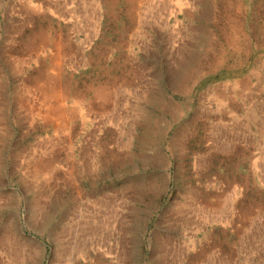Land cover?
Returning <instances> with one entry per match:
<instances>
[{"label": "rangeland", "instance_id": "1", "mask_svg": "<svg viewBox=\"0 0 264 264\" xmlns=\"http://www.w3.org/2000/svg\"><path fill=\"white\" fill-rule=\"evenodd\" d=\"M165 3L0 0V264H264V0Z\"/></svg>", "mask_w": 264, "mask_h": 264}, {"label": "bare ground", "instance_id": "2", "mask_svg": "<svg viewBox=\"0 0 264 264\" xmlns=\"http://www.w3.org/2000/svg\"><path fill=\"white\" fill-rule=\"evenodd\" d=\"M74 1V0H73ZM156 1V0H155ZM165 1V0H164ZM187 1V0H186ZM157 2H158V0H157ZM188 2H189V0H188ZM160 3V2H159ZM167 3H169L170 4V0H166V3L165 4H167ZM187 3V2H186ZM115 4V3H114ZM165 4H162L163 6L165 5ZM187 5V4H186ZM161 6V5H160ZM188 6V5H187ZM55 7V6H54ZM67 8V7H66ZM161 8H162V6H161ZM168 8H169V6H168ZM79 9V8H78ZM152 9V8H151ZM153 9H154V7H153ZM152 9V10H153ZM155 9H157V10H159V5H157L156 6V8ZM164 9V8H163ZM156 10V11H157ZM151 11V10H150ZM161 11V10H160ZM164 11V10H163ZM152 12H154V11H152ZM175 11H174V9L173 10H171L170 12H168L169 14H173ZM148 13V12H147ZM156 13V12H155ZM154 13V14H155ZM168 13H167V15H168ZM25 14V13H24ZM52 15V14H51ZM70 15V14H69ZM146 15V14H145ZM138 16V15H137ZM156 16V15H155ZM98 17V16H97ZM145 17V16H144ZM58 18H59V16H58ZM74 18V17H73ZM86 18V17H85ZM147 18V17H146ZM83 20H86V19H83ZM73 21V20H72ZM139 21V20H138ZM141 21V20H140ZM143 21V20H142ZM144 22V21H143ZM89 24V23H88ZM155 24V23H154ZM9 28V27H8ZM172 31V30H171ZM135 44V43H134ZM10 61V60H9ZM140 82V81H139ZM37 89V88H36ZM59 99V98H58ZM27 102V101H26ZM60 103H61V101H59ZM122 109V108H121ZM90 112V111H89ZM56 113H57V117H58V119H60V120H62V119H66L65 117H66V113H65V111L63 110V109H58L57 111H56ZM120 114V113H119ZM119 116V115H118ZM126 117V116H125ZM47 118V117H46ZM51 118V117H50ZM53 120H55V119H53ZM118 120V119H117ZM120 121V120H119ZM101 123V122H100ZM99 130V129H98ZM49 143H50V141H49ZM86 157V156H85ZM229 207V206H228ZM215 215V214H214ZM100 216V215H99ZM202 216H204V215H202ZM99 218V217H98ZM112 219V218H111ZM259 219V218H258ZM102 220V219H101ZM93 223V222H92ZM94 224V223H93ZM120 228V227H119ZM105 229V228H104ZM9 240V239H8ZM77 241V240H76ZM70 244H72V243H70ZM7 245V244H6ZM19 250V249H18Z\"/></svg>", "mask_w": 264, "mask_h": 264}]
</instances>
